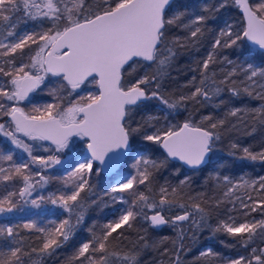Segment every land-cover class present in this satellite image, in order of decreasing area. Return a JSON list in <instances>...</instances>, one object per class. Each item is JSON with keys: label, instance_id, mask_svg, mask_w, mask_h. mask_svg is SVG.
I'll return each mask as SVG.
<instances>
[{"label": "snow or ice", "instance_id": "6c2138e0", "mask_svg": "<svg viewBox=\"0 0 264 264\" xmlns=\"http://www.w3.org/2000/svg\"><path fill=\"white\" fill-rule=\"evenodd\" d=\"M231 3L243 13L242 27L234 30L224 22L206 55L194 61L190 70L195 74L181 86L189 91L176 95L164 88V80L179 50L199 52L204 25L229 0L203 4L199 13L177 0H0V119L4 120L0 135L28 157L16 163L12 151L0 152V163L8 164L0 166V183L6 192L0 196V215L29 205L41 210L47 204L67 213L55 226L53 221L44 227L35 221L23 223V229L41 234L39 247H25L21 225L0 223V264H44L45 258L55 256L84 222L81 194L91 191L93 173L101 172L95 163L115 168L129 150L136 151L137 137L140 151L133 157L134 174L110 189L111 193L131 190V203L123 196H112L127 206L103 225L99 235L93 232L91 239L80 243L64 264H139L140 250L150 247L146 237L139 235L131 248L123 246L124 230H133L138 220L176 232L175 259L165 248L158 264H165L164 257L170 264H182L180 254L187 251L184 240L189 235L195 239L204 230L211 233L209 239L227 235L234 243L226 246H239L244 254L223 257L209 247L199 257L214 256L220 264H264V176L234 181L214 170L205 179V184L213 182V195L191 194L189 175L175 185L165 180L156 187V174L170 162L178 164L173 175L183 169L201 172L212 162L223 135L250 127L245 134L251 136L257 126L264 127V67L249 62L264 57V0L255 5L250 0ZM20 13L26 25L31 22V30L17 32L14 20ZM172 27L186 35L169 39ZM223 49L238 50L245 58H220ZM225 91L230 94L228 103L242 97L261 103L230 107L220 118L209 114L194 121L189 114L182 124L170 122L181 109L187 111L189 103L203 107ZM42 92L51 100L35 102ZM224 103L221 99L213 107ZM150 106L163 115L145 113ZM78 142L86 154H81ZM153 145L162 149L163 159H153L149 153ZM40 148L48 155L34 154ZM231 149V156L240 151L239 159L264 162V146L253 151L233 142ZM68 152L73 156L66 163L60 154ZM62 164L66 165L65 175L59 178L62 187L47 197L31 198L37 188L55 179L45 171ZM16 177L22 180L18 192L7 190ZM221 208L223 217L217 212L216 223L211 224L212 213ZM114 240L121 243L110 247Z\"/></svg>", "mask_w": 264, "mask_h": 264}, {"label": "trees", "instance_id": "16d2710c", "mask_svg": "<svg viewBox=\"0 0 264 264\" xmlns=\"http://www.w3.org/2000/svg\"><path fill=\"white\" fill-rule=\"evenodd\" d=\"M177 2L181 5L187 6L190 11H195L197 13L200 12V8L203 4H211L215 5L220 2V0H177ZM259 0H250L252 5L258 3ZM207 15V14H206ZM234 26V30H240L242 27V17L239 13V9L235 7L231 0H229V4L226 8L221 9L219 12L214 14V18H210L207 20L204 25L205 35L198 45L199 52L195 49H180L177 55L176 60L174 61L171 69L169 70L170 74L164 80V88L169 91H175L176 95H179L181 91L187 92L189 89H182L181 86L184 85L195 73H193L190 69L195 67L194 61L202 58L206 55L207 50L209 49L211 42L213 41L216 33L219 31L221 27L224 26V22ZM14 22L18 24L17 32H22L25 28L31 30V22L29 21L26 25L24 23L23 14H17ZM6 35V32L4 33ZM184 36L185 32L181 31L177 27H172L169 32V39L173 36ZM3 36H0L2 39ZM220 58L228 57L232 60H237L239 56L238 50L235 49H223L219 53ZM242 60L245 57L239 56ZM19 59V57H17ZM249 62L254 63L258 67H264V57L257 56L256 58L250 60ZM225 70L228 69L227 63L222 65ZM221 65H216L215 69L219 71ZM6 79V78H5ZM230 98V94L225 91L221 93L219 98H216L214 101L209 102L206 106H201L199 104L189 103L187 106V111L183 109L180 110L179 114H175L170 117V122L174 124H182L186 117L191 114V117L194 121H200L201 116L212 114L214 117L220 118L223 117L225 112L230 107H242V106H250L255 107L259 103L258 100H251L248 97H242L239 99L232 98L231 102L228 103ZM50 97L46 95V92L39 93L35 97V102H43L50 101ZM224 100L225 103L220 105V107H213V104H218L220 100ZM155 102H153L154 104ZM23 106V105H22ZM25 108L27 111L28 108ZM145 113L152 114H160L158 113L156 107L150 106L144 109ZM6 119V118H5ZM139 119V116L137 117ZM233 122H235V118H230ZM4 120L0 119V123H3ZM202 126L207 127V124L204 123ZM249 129H239L236 131H232L222 136L221 140L216 143L215 152L212 155V162L208 166H206L201 172L193 173L190 170L183 169L181 174L173 175L175 168L178 167V164L175 162H170L165 167L160 169V171L156 174L158 188L159 184H163L165 180L169 183L175 185L179 182L180 179L184 178V175H189L191 177V194H195L196 192H207L208 195H213V182L211 180L205 184L206 177L209 176V173L216 170L221 175H228L234 181L243 177L244 179H257L259 176H264V162L262 161H250L239 159L237 157L242 156L243 153L238 151L236 156L229 155V152L232 151L231 143L235 142L243 147L251 146L253 151H259L260 147L264 146V127L257 126V132L253 135H246V131ZM27 141V140H26ZM31 143L30 141H27ZM43 146H48L47 142H38ZM79 144V142H78ZM137 144H139V138H136V143L133 144V148L136 151H131V153L126 157L123 164L119 167V170L128 169L127 164L133 163L132 155L134 152L140 151L137 148ZM54 147V146H52ZM43 148H40L38 151H35L36 155H48L45 153ZM80 152L84 151L83 145L79 144ZM8 151L13 152V160L16 163L23 162L27 160V153L22 152L19 149H15L11 142L7 140L3 135H0V152L7 153ZM68 152L67 154H60L61 158L66 156H70V159L73 156V153ZM149 153L152 155L153 159H163L162 151L157 146H151ZM69 159V160H70ZM0 166L7 168V163H0ZM65 164L57 165L53 169H48L45 171L46 176L55 177V179H51L46 187L41 191V195L47 197L49 193L56 192V190L62 187L60 182V177L65 175ZM94 167H99L96 163ZM118 170V171H119ZM132 170V169H128ZM117 175V171L111 175H108L101 171L99 174L93 173L91 177V191H85L81 194L84 198V222L79 225L76 229L75 235L72 239H70L63 247L59 248L56 251L55 256L51 258H45L44 264H64L76 249L79 247L80 243L85 242L92 238L93 232L96 235H99L103 230V225L107 222L114 220L119 215V210L123 207H126V204L120 203L119 201H113L112 196H117V193H111L110 189L114 185V178ZM38 179V177H35ZM22 186V180L20 177L14 178L12 181L8 182L7 190L9 191H17ZM140 190H143V186H140ZM243 191V189H241ZM105 193H109V195H105ZM121 196H123L128 203H131L133 197L131 195V190L126 192H118ZM6 192L4 190L3 183H0V196L5 195ZM92 201H96V203H92ZM53 207V208H51ZM227 207H231L228 205ZM217 212H219L221 218L224 215V209H218L212 213V217L210 219L211 224L216 223ZM67 213H63L61 210L55 208L51 204H47L45 210H35L30 215L20 216L19 218L15 216H10L9 214L0 215V223H7L11 221L13 224H19L21 227L19 231L21 235L25 237V247H39L40 241L37 237H40L41 234L35 231H29L23 229L22 225L28 221H35L39 226L44 227L48 225L49 221H53V225L58 223L60 220L65 219ZM256 219H260V215L258 213H252ZM75 223V217L72 220ZM90 229L92 231H90ZM121 231V230H117ZM127 239L123 241V246L127 248H131L134 244L137 243V237L139 235H143L146 237L150 247L146 249L140 250L139 256V264H158L160 260V253L163 252L165 248L169 249L171 253V259H175V248L173 241L176 240V232H174L168 226H160L158 228H152L149 223L144 222L142 220H138L136 222V226L133 230H124ZM115 235V233L113 234ZM211 233L208 230H204L203 232H199L196 234V238L192 239L189 235L188 238L184 240L186 252H182L181 260L182 264H218L219 259L214 256L209 257H199V254L202 250L206 248H211L214 253H218L223 257H235L237 252L240 254H244L239 246L237 247H228L226 245H232L234 243L233 239L228 237L227 235L217 234L212 239L208 237ZM167 238V239H165ZM224 241V243H221ZM120 241H113L110 247H115L117 244H120ZM155 244L157 247L153 248L151 245ZM33 258H37L34 254ZM165 264H170L169 257H164Z\"/></svg>", "mask_w": 264, "mask_h": 264}, {"label": "rangeland", "instance_id": "374dc122", "mask_svg": "<svg viewBox=\"0 0 264 264\" xmlns=\"http://www.w3.org/2000/svg\"><path fill=\"white\" fill-rule=\"evenodd\" d=\"M51 100V99H50ZM19 135V134H18ZM5 137V136H4ZM7 140H8V138L7 137H5ZM25 140H27V138H24ZM43 150V149H42ZM72 153V152H71ZM70 153V154H71ZM85 153V150L81 153V154H84ZM135 153V152H134ZM66 163L69 161V159H70V156H66V157H64V158H62ZM20 163V162H19ZM127 168L129 169H132V170H128V169H124V170H119V171H117V175L115 176V178H114V185L113 186H115L116 184H118V183H120V182H122L124 179H126L129 175H131V174H134V169L132 168V163L131 164H127ZM112 186V187H113ZM46 187V186H45ZM44 187V188H45ZM43 188V189H44ZM43 189H41V188H37V191L36 192H33V194H32V197L31 198H35V197H37L38 195H41L40 193H41V191L43 190ZM117 196H121L119 193H117L116 194ZM31 198H29V199H31ZM45 208H46V206L43 208V210H45ZM51 208H53V207H51ZM35 211V209H33V208H31V206L29 205V206H25L21 211H18V212H14V213H11V214H9L10 216H15V217H17V218H19L20 216H24V215H30L32 212H34ZM218 264H220V263H218Z\"/></svg>", "mask_w": 264, "mask_h": 264}, {"label": "water", "instance_id": "95a60500", "mask_svg": "<svg viewBox=\"0 0 264 264\" xmlns=\"http://www.w3.org/2000/svg\"><path fill=\"white\" fill-rule=\"evenodd\" d=\"M239 13L241 14V17H242V23H243V13L242 11L239 9ZM48 143V142H47ZM132 150H129V154L131 153ZM162 151V149H161ZM86 154V152L84 153ZM128 154V155H129ZM136 154H138V152H135L132 157H134ZM124 156L120 159L119 163L116 165L115 168H110L109 166L107 165H100L99 162H96V164L99 166V168H101V171H103L104 173L108 174V175H111L113 174L114 172L118 171L119 170V167L123 164V162L125 161L126 157L128 156ZM176 163V162H175Z\"/></svg>", "mask_w": 264, "mask_h": 264}]
</instances>
